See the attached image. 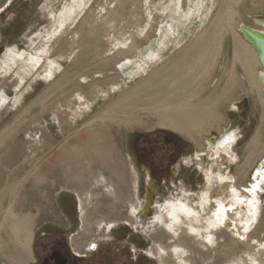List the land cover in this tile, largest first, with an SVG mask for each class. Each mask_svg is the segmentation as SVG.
I'll return each instance as SVG.
<instances>
[{"label": "rangeland", "instance_id": "374dc122", "mask_svg": "<svg viewBox=\"0 0 264 264\" xmlns=\"http://www.w3.org/2000/svg\"><path fill=\"white\" fill-rule=\"evenodd\" d=\"M67 1L69 0H8L0 9V59L6 47H15L20 52L31 51V54L34 53V48L40 49L42 46L41 39L54 27L55 22L51 13L62 9ZM85 1H87L85 8L77 16L74 24L68 28L66 35L54 36L55 39L49 46L50 49L53 48L50 59L60 63L53 78L58 77L63 71L77 73V81L82 82L83 89L85 88L86 92L90 89L94 90L88 96L89 108H82L84 111L82 115H77L74 118L69 115L68 118L62 120L55 110L56 103L53 108L55 112L51 108L45 113H37L40 103H36L31 107L30 112L21 117L24 120L23 126L11 134L6 141V146L0 149V189L12 183L16 184L13 187V193H10L11 195H8L7 192L1 195L0 210L3 209L4 211L8 206L11 207L12 211L13 208L16 211L34 208L31 209L32 214L36 210L40 211L38 219L42 215V219L56 218L59 220L60 210L57 209L55 203L57 193L69 191L75 194L77 205L79 199H82V207L86 209L83 221L78 212L74 226L75 234L73 237L81 241L101 237L108 231V223L117 225L119 221L123 220L134 223V229L140 231V234L134 233L135 240L140 241L143 237H148L152 240L150 247L153 250L158 251L159 248L164 247L167 248L168 254L169 251L171 252L170 255L166 253L164 258L156 255L158 261H149L150 264H239L240 259L251 254H255L258 261H264V247H262L264 244V179H261L264 163L257 168L260 159L264 158V123L261 122V115L264 111V87L260 81L257 89L254 88L256 86H249L241 64L238 61H233L232 52L234 35L242 43L244 42L243 44H246L254 54L253 71L255 79L259 80L258 74L264 73V71L258 62L257 51L251 43L243 38L239 26H248L264 33V0H230L227 1L225 8L221 11H219L221 0H194L203 1L204 4L200 11L192 13L180 22L172 20L173 14L168 11V6L172 5L170 3L177 0ZM190 1L192 2L190 3ZM194 1L180 0V6L187 11ZM192 9H194L193 6ZM180 14L182 13L180 12ZM229 21L232 22L231 27L228 26ZM206 29L214 32L223 29L226 30V33L218 34L217 38L210 37V45H204L203 48L204 63L200 68L192 71L206 79L205 82L202 80L204 84L201 85L200 97L203 98L207 92L217 86L222 89L224 87L223 81L228 75L233 76L235 85L228 98L223 102L221 101L219 108H216L215 123L195 138L197 141L201 137L205 139L211 133L210 128L216 131L217 136L221 135L222 129L226 127L229 117L232 116V104L245 98L248 102L245 116L246 119L250 120L251 125L244 136L231 146L229 152L231 156L219 153L217 157L209 159L207 155L208 159L202 162L204 177L199 187H195V183L198 184L196 177L193 176L194 181H191V178L187 176L183 181L179 179L178 183L173 182L170 189L166 188L152 193L155 188L151 184L137 180L138 170L135 166L132 167L125 144L138 131H159L165 128H125L115 124H109L105 127L99 124L95 128L101 132L102 137L101 139L99 137L98 144L90 149V155L84 154L82 143L86 141L91 128L83 127V123L112 101L122 97L127 90L138 84L150 71L158 68L173 55L180 54L188 47L190 52H194V40ZM89 32H94L97 36L90 35L88 38ZM178 39H182V41L178 42ZM88 48L98 52V54L91 53L90 58L87 59L89 57V55L87 56ZM147 49L150 52L158 53L160 59H156V62H150L145 71L129 80L126 75L129 69L121 72L118 64L129 59L132 61L131 67H134V63L138 64L146 60ZM71 52H74V58L73 56L65 59L58 57L61 53L67 55ZM106 58L108 59L106 66L98 67ZM71 61L73 62L71 63ZM42 68H40L41 73L47 68L45 62L42 64ZM16 69L21 72L19 68ZM12 74L9 76L0 70V92H4L7 99L6 103L0 106V129L36 99V96L40 95L51 81H46L40 75L37 76L32 72L25 77L19 86V76ZM78 74L82 77H78ZM118 85L119 89L115 88ZM75 95L76 93L72 98H76ZM14 97L18 98L16 103ZM208 102L210 103V101ZM213 103L217 102L213 101ZM76 105L75 107H77ZM35 113L37 114L35 115ZM33 116L35 117L32 118ZM252 139L256 140L258 146L255 151L248 152L246 146ZM103 143H106V146ZM16 146L21 148L19 151L21 155L19 154V158L15 162L8 163L5 156L8 151H13ZM201 146H204L202 142ZM65 147L73 153H83L78 160L68 161V165L66 163L69 168L72 167L71 169L75 167V170H72L69 175L65 173L67 169V166H64L65 162L58 159ZM98 153L100 155H96ZM99 157H102L103 161ZM197 165L201 168L200 163ZM55 166L57 167L54 168ZM58 166L63 168H58ZM110 167L112 168L110 169ZM255 168L257 170L254 172ZM38 169H44L48 173L44 177L39 176L37 174ZM186 171L189 172V169ZM211 171L214 175L222 176L224 181L220 182L215 176L212 178V183L208 184L205 173ZM77 172L82 174L81 177L83 176L81 185L73 182L74 180L72 181L75 175H79ZM58 175L60 178H57ZM99 176H103L104 181ZM65 177L66 180L68 179L67 182L62 180ZM255 181L260 183V189L256 190L259 199V212L253 226L249 227L247 232H243L244 238L235 233L236 231L231 230L233 227L230 225V221L227 222L226 227L212 230V241L207 242L202 237L194 236L188 232L183 225H178L174 234L164 228L163 223H153V217L159 213L157 208L152 209L150 213L144 211L138 215L140 208L144 210L150 200L156 205L183 197V200H186L188 204L200 209L198 202L202 191H207L212 200L220 198L227 201V198L230 197V186L237 189V193L244 197L252 194L251 188ZM121 185L126 192L120 196L118 189L121 188ZM111 199H113L112 202ZM132 199L135 200L134 205L137 204L136 206H138V211L134 217L130 216L126 204ZM144 201H146L145 205L143 204ZM213 205L212 202L204 208V211H200L203 220L211 215ZM242 209L245 208L242 207ZM35 215L36 213L33 216ZM229 218L239 222L245 217L242 215L237 217L236 214L230 213ZM38 221H36V225ZM99 222L104 223L100 228L96 226ZM193 224L205 225L204 221L193 222ZM239 231L242 233L241 229ZM204 232L201 229L202 235ZM174 245L184 248L183 254L177 253L179 258L173 249ZM180 258H184V262H180Z\"/></svg>", "mask_w": 264, "mask_h": 264}, {"label": "bare ground", "instance_id": "6f19581e", "mask_svg": "<svg viewBox=\"0 0 264 264\" xmlns=\"http://www.w3.org/2000/svg\"><path fill=\"white\" fill-rule=\"evenodd\" d=\"M221 1L222 3L220 5L219 11L224 9L227 4V1L230 0H221ZM191 2L192 1H190V3ZM86 3L87 1L85 0H69L63 6V8L60 9L58 12L51 13V17L55 22L53 30L47 32L44 35V37L41 39L42 42L41 48L38 50L34 48L33 54L30 53L31 51L20 52L15 47H6V50L3 52V55L1 56L0 59V70L4 74H9V76L11 75V73L18 75L19 86L23 83L25 77L31 74L32 72H34L37 76L40 75L41 78H43L46 81L49 80L51 81L48 83L47 87L43 90V92H41L40 95L36 96V99H34L27 106L25 105L26 107L24 109L22 108L23 109L22 111L20 112L18 111L19 113L16 116H14V118L9 123H7L5 126L4 125L2 126V128L0 129V149H3L6 146L7 144L6 141L9 139L11 134L21 129L24 122V120H22L23 118L21 117H24L26 113L30 112L31 107L36 105V103H40L39 112L37 111V113H45V111L51 108L53 109L56 103L57 106L55 107V110H57L56 112H58V114L60 115V119L62 120L63 118H68L69 115H71L72 118H74L77 115H82L84 112L82 108L84 107L89 108L88 96L92 92H94V90L90 89L89 91L86 92L85 88L83 89L84 85L83 86L81 85L82 82L80 83V81H77V73H68L67 71H63L58 75V77L53 78L55 72L57 71V69H59L60 63L58 64L54 59H50V57L52 56L51 49L53 48L50 49L49 46L52 40L55 39L54 36L65 34L68 28L74 24V22L77 19V16L80 15L82 10L85 8ZM170 4L172 5L168 6V11L170 12V14L171 13L173 14L171 19L180 22L183 19L188 18L192 13L199 12L201 6L204 3L203 1L200 2L194 1L192 3L194 9H192L191 6L187 11L184 8H181L180 0H177L176 2ZM180 12L182 14H180ZM231 23L232 22L229 21L228 23L229 27H231ZM224 33H226V30L223 29H219L217 30V32H214L213 30H209V29L204 30L202 34H199L193 42L195 48L194 52H190L188 50L189 49L188 47L180 54L173 55L171 58H169L163 64H161L158 68L154 69L153 71H150V73H148L145 78H143L134 87L127 90L122 97L112 101L105 108L98 111L88 120H86L83 123L84 124L83 127H89L91 128V130L87 134L86 141L82 143L84 145V150H83L84 154L90 155L89 154L90 149L92 147L94 148V146L97 145L98 142L100 141L102 134L101 132H98L97 129L95 128V126L99 124L104 125L105 127L108 126L109 124H115L118 126H123L125 128L144 127L146 129H151L155 127H160L175 131L183 136H187L188 138L196 142L197 140L195 137L202 131H205L206 128L211 127L213 123H215L216 121L215 117L217 116L216 108L220 105L221 101L223 102L225 99L228 98L229 93L234 89L235 82L233 76L228 75V77L227 78L225 77L226 79L223 81L224 87L222 89L219 88V86H217L216 88L213 87L214 89H211L209 92H207V94L203 98H201L200 97V94L202 92L201 85L204 84L206 79L202 78V76L198 75V73L195 74L194 72H192L200 68L201 65L204 63L205 60L202 58V54H204L203 48L205 46L210 45L211 42L210 37L214 36L213 38H217L218 34L223 35ZM90 35H93V37L97 36L94 32H89L87 35L88 38ZM237 38L233 35L232 38L233 61H238L241 64V67L245 73L247 83L249 84L250 87L256 86L254 88L257 89L259 80L255 79L254 71H253L254 54L248 48V46H246V44H243L244 42L242 43ZM180 41H182V39H180L178 42ZM73 53L74 52H71L67 55L61 53L58 55V57L64 59L70 58L74 55ZM91 53L98 54V52H94L90 48H88L87 56L89 55V57L87 59L90 58ZM84 56L87 57L86 55ZM145 57H146L145 61H142L141 63L138 64L134 63V67H131L132 66L131 60L125 59L126 61H122L121 63L118 64V68L121 72L125 71V69H129L126 75L129 78V80H131L134 77H136L140 72L145 71L146 67H148L150 62L155 61L156 59H160L158 53L150 52L149 50L148 53L145 54ZM44 62L46 63L47 68L46 70L45 69L43 70L44 71L43 73H41L40 68L43 69L42 64ZM72 62L73 61H71V63ZM107 63H108V59L106 58L104 59V62L100 64L98 67L101 68L103 66H106ZM16 68H19L21 72H19ZM78 77H82V75H79ZM202 80H204V82ZM115 88L119 89V85L116 86ZM257 91L259 92V90ZM74 93H76L75 95L77 96L76 98H72ZM14 98H15L14 102L16 103L18 98L17 97ZM6 101H7L6 95L4 94V92H0V106L6 103ZM208 101H210V103ZM213 101H216L217 103H213ZM75 105L77 107H75ZM233 105L234 104H232V106ZM37 113H35V115ZM34 117L35 116H33L32 118ZM261 122L264 123V111L262 112L261 115ZM238 136L239 135L236 129L232 130L230 133L222 134L221 137L219 136V138H216V141L212 147L209 148L206 147L207 150H204V153L207 154L209 158L217 157L219 153H225L229 155L231 146L234 143H236ZM99 137L100 139H98ZM103 144H105L106 146V143ZM257 146L258 144L256 143V140L252 139L247 144L246 149L248 152L255 151ZM20 149L21 148H19V146L18 147L16 146L14 150L12 149L13 151L11 152L8 151L9 153L7 152L5 157L7 158L8 163H13L16 161L17 158H19L18 156L20 154L19 152ZM82 154L83 153H79V152L73 153L70 151L69 148L65 147L63 148V151L58 159L65 162L64 166H67L68 161L72 162L75 159L78 160V158ZM100 154L98 153L96 155H100ZM196 156L198 157L199 155ZM101 158L100 160L103 159ZM107 160H108L107 162H109V159ZM104 164H102V166H104ZM56 167L57 166H55L54 168ZM104 167H106V165ZM58 168H63V167L58 166ZM71 168L67 166V169L65 171L67 175H69V173L72 170H75V167H73V169ZM111 168L112 167H110V169ZM84 169L86 168L84 167ZM47 173L48 172L44 171V169L43 170L38 169L37 171V174L42 177H44ZM205 174H206L205 178L208 184L212 183V178H214L215 176L220 182L224 181L222 176L214 175L212 171ZM81 175H82L81 173H79V175L77 176L75 175L72 181L74 180L73 182H76V184L78 183L81 185V183H83L82 182L83 176L81 177ZM115 176H119V175H115ZM57 178H60V175H58ZM262 178L264 179V171L261 174V179ZM100 179L104 181L103 176H101ZM118 179L120 178L118 177ZM62 180H66V177L65 179ZM67 181L68 179L66 180V182ZM15 185H16L15 183H12L9 186L0 189V195L4 194L5 192H7L8 195H11L10 193H13V187H15ZM122 185L120 186L121 188L118 189V194L120 196L123 194V192H126L124 191ZM257 189H260V183L258 181H255L251 188L252 194L241 197L240 194L237 193V189H235L233 186H230L229 187L230 197L227 198V201L220 198H214L212 200L211 196L207 191H202L200 195V200L198 202L200 209H198V207H193L190 204H188L186 200H183V197L182 199L178 198L176 200H167L163 204L157 203L155 206L159 211V213L157 215L154 214L155 216L153 217L152 222L153 223L156 222L160 224L163 223L165 226L164 228L168 229L174 234L176 232V227L178 225H183L186 227L188 232H190L194 236L202 237L205 241L211 242L212 241L211 237L213 235L211 231L216 230L219 227H226L227 222L230 221V225H232L233 227L231 230L236 231L235 233H238L239 235H241L242 238H244L243 232H247L248 228L253 226V224L256 221L257 214L259 212L258 211L259 199L256 191ZM80 199L78 203L79 214H80V218L83 221L86 214V209L82 207L83 206L82 199L81 200ZM112 201L113 199H111V202ZM134 201L135 200L132 199L131 201L126 202L128 208L127 210L129 211L131 217L136 216V212L138 211V206H136L137 204L134 205L135 203ZM212 202L214 205L211 208V215H208L203 220L200 211H204V208L209 206ZM242 207H244L245 209L241 210ZM3 212H4V223H6L5 224L6 245L9 244L13 246L19 244L21 248H24V246L27 245L29 239L28 226L30 225L29 219L31 217H28V215H23V216L21 215V217H19L11 210L10 206H8V208H6ZM230 213L236 214L237 217L242 215V217L245 218L244 220L242 218V221L239 222H237L236 219L230 220L229 218ZM199 221L202 222L204 221L205 225L197 226L196 224L195 225L193 224V222L198 223ZM102 224L104 223L99 222L98 225L96 226L100 228ZM112 225H113L112 223H108L107 230H109ZM201 229L205 231L203 235L201 233ZM240 229L242 230V233H240L239 231ZM250 234L251 232L248 234V236ZM179 245L173 246V249L176 252L177 256H178L177 253L181 252V254H183L184 251V248L180 247ZM262 247H264V244ZM166 249L164 247H161L158 249V251L150 249L149 252L150 254H153L155 256L158 255L164 258L163 256L168 254V252H166ZM170 253L171 252L169 251L168 255H170ZM177 258H179V256ZM179 260L180 262L181 261L184 262L185 259L180 258ZM241 263L264 264V261L261 260L258 261L255 254H251L248 255L246 258L240 259L239 264Z\"/></svg>", "mask_w": 264, "mask_h": 264}, {"label": "flooded vegetation", "instance_id": "af4514ba", "mask_svg": "<svg viewBox=\"0 0 264 264\" xmlns=\"http://www.w3.org/2000/svg\"><path fill=\"white\" fill-rule=\"evenodd\" d=\"M247 109L248 102L245 98L234 102L232 116L221 133L225 134L226 128L232 124L233 130L236 129L239 133L236 141L240 140L251 125L245 116ZM210 132L208 137H201L196 143L168 129L134 133L125 145L132 167L135 166L138 170L137 180L151 184L155 188L152 193L170 189L173 182L178 183L179 179L183 181L187 176L191 181H194L193 176L196 177L198 184L195 183V187H199L204 177L202 162L209 158L204 150L212 147L216 138L222 135L217 136L213 128H210ZM197 163L201 164V168ZM188 169L189 172L186 171ZM190 172L193 173L189 174ZM75 197L69 191L57 193L55 203L60 210L59 220L42 219V215L40 216L31 247L34 259L30 264H150L149 261H158V256L149 253L152 240L148 237L135 240L134 233L138 230L134 229V223L128 221L122 220L117 225L113 224L101 237L84 241L74 238V226L79 212ZM154 208L155 202L150 200L144 210L140 208L138 215L144 211L150 213Z\"/></svg>", "mask_w": 264, "mask_h": 264}, {"label": "crops", "instance_id": "0c3cea01", "mask_svg": "<svg viewBox=\"0 0 264 264\" xmlns=\"http://www.w3.org/2000/svg\"><path fill=\"white\" fill-rule=\"evenodd\" d=\"M1 197V195H0ZM15 207V206H14ZM13 208V207H12ZM16 208V207H15ZM34 209V208H31ZM25 209V210H19L16 211L13 208V211L16 215L21 217V215H28V217H31L29 219L30 225L28 226L29 230V239L27 242V245L24 246V248H21L19 244L17 245H6V231H5V224L4 223V212L3 210H0V264H30V262L33 261V256H32V243L34 239V234H35V229H36V221L39 218V213L40 211L36 210V215L33 216L34 214L32 210ZM3 212V213H2ZM3 219V220H2ZM3 223V224H2ZM17 260V262H16ZM19 260V261H18Z\"/></svg>", "mask_w": 264, "mask_h": 264}, {"label": "water", "instance_id": "95a60500", "mask_svg": "<svg viewBox=\"0 0 264 264\" xmlns=\"http://www.w3.org/2000/svg\"><path fill=\"white\" fill-rule=\"evenodd\" d=\"M8 0H0V9L2 6L7 2ZM239 31L242 34L243 38L246 39L253 48L257 51V59L261 66V68L264 71V33L260 31H256L248 26L240 25ZM258 79L260 83L264 87V73L258 74ZM233 130L232 124L229 125V127L225 130V133H230ZM264 163V158L260 161L257 168H259ZM257 168L254 169V172L257 170ZM254 180V177H253Z\"/></svg>", "mask_w": 264, "mask_h": 264}]
</instances>
